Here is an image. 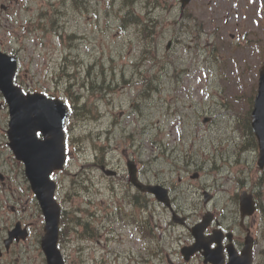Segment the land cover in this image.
<instances>
[{
    "label": "rangeland",
    "instance_id": "obj_1",
    "mask_svg": "<svg viewBox=\"0 0 264 264\" xmlns=\"http://www.w3.org/2000/svg\"><path fill=\"white\" fill-rule=\"evenodd\" d=\"M58 1L61 2L60 8L64 11L68 0H23V9L16 12V0H0V4L6 7L4 11H1L0 8L2 15L0 23L6 27L0 30V47L15 49L16 44L12 38L8 37L6 31L12 30L20 33L18 23L23 22L30 15L37 14L40 9H48L49 2ZM159 1L160 7L156 10L157 23L153 43L155 51L151 52V55L145 58L142 63H138V66L135 62L139 60L143 44L139 40V33H135L134 28L136 27L129 25L125 27L126 31H119V14L114 11L118 0L115 5L111 6H107L109 0H96V5L93 8L81 12L68 6L66 12L61 11L59 23H54L62 34H64V30L68 29L75 31L80 37L73 42L78 49L67 54V62L73 68L71 73L76 80L84 76L87 66L93 63V60L98 62V68L94 69V73L99 70V64L102 63L105 75L114 73L119 78L124 73L125 78H128L135 71L138 77H143L142 81L138 79V82L131 83V87L118 88L116 92L108 95V99H105V93L102 101H95L94 103L97 104L98 110L101 112L99 119L88 118V120L82 121L79 116L72 117L70 121L71 134H69L71 137L69 136L66 141L69 161L66 170L57 174L61 195L71 188L72 180L81 183V186H73L78 195L64 204L68 210H72V215L76 213L80 217L90 218L86 217L87 214L77 211V207L99 215L104 208V202L109 201L110 193L106 186L109 185L110 179L99 174L93 167L90 169L85 167L87 162H92L96 154H100L97 149L99 146L105 149L104 159L109 166L125 170L123 158L136 145H141L142 160L144 161L141 165L147 169V177L181 186L179 189L181 199L194 193L193 189L189 190L191 187H184L185 184L196 185V181L199 179L211 181L214 178L222 180L227 196L231 199V196H234L237 191L245 188L244 184L241 185L237 182V178L244 179L245 184L251 187L260 175L253 152L242 155L240 161L230 170H221L212 172V174L207 172L211 165L212 159L209 161V156L212 154L210 151L213 150V145L217 147L222 143L210 139V127L200 124L201 118L197 119L194 106L197 101L207 100L204 92L208 87L207 90L214 97H208L209 106L212 108V105L216 104L215 102L220 101V94L223 92L224 84L226 85L222 79L226 76V72L221 73V63L215 61L212 54V49H215L217 44L224 45V40L218 33L219 27H221L223 36H229L231 33L235 35L240 31L241 45L249 36L264 39V18L259 21L256 13L258 3L244 4L243 6L241 0H195L189 3L186 10L192 14L191 19H181L178 16L179 0ZM24 5H27L28 11L26 8L24 9ZM143 5L144 0H137L135 3V11L139 15L144 13ZM105 7L107 16L102 13ZM195 18H200L198 22L203 24V29L199 33L194 27L195 20H192ZM181 22L186 26L180 27ZM175 37L178 40L172 41L171 47L166 49L167 40ZM43 40L46 44L39 47L32 56L26 55L29 52L30 39L26 40L27 48L21 52L22 77L24 82H27L32 88L41 85L44 79V68L48 69L47 74L49 75L50 69H53L61 61V56L68 46L67 42H60L49 32L45 34ZM37 53H44L50 68L43 64L36 67L35 55ZM239 58H241L240 55ZM241 61L244 60L241 59ZM255 61V56L249 58L250 72ZM175 73L180 76L177 82V79H173ZM97 76L99 74L95 75L96 79ZM254 77L255 75L253 76L251 72L250 78L246 82L251 83ZM121 85H123L122 80L117 86ZM147 87L149 94H146V98L139 97L140 101H138L137 90L139 93ZM189 87H191V92L187 95ZM226 89L230 95L233 94L228 87ZM80 93L84 95V99L89 100L92 107L93 100L96 99L88 97L89 93L92 95L94 92L81 90ZM179 95L182 97L180 100ZM133 101H138L136 107L132 105ZM92 111L95 113V107H92ZM179 116L182 122H177ZM6 120V111L0 102V141H3L4 138ZM114 121L116 124H113ZM178 124L180 125V135L177 134L178 130H175V126ZM214 124L224 126L226 117L219 116ZM192 126L196 127L193 129ZM228 135L225 134L222 138L224 139ZM79 137L84 139L81 143ZM161 143L167 146L175 145L176 148L171 147L170 152L180 162L186 161L184 156H177L178 153H183L180 150L184 145L188 144L191 148L196 145V149L192 153H183V155H186L187 159H192L198 154L202 155L201 160L197 163L200 178L190 179L191 172L187 171H182L179 174L173 172L175 170L171 168V163L157 155L158 144ZM122 151L125 152L124 155ZM4 155L8 157L10 153L5 150ZM138 158L140 159L139 155ZM178 175L181 177L180 183L176 180ZM210 175L211 178H208ZM8 185L12 187L14 195L10 189L6 192L5 198L3 197L5 202L0 207V239L6 234L7 229L17 219H20L22 223L30 226V233L25 240L16 243V264H41L40 258L36 256L39 254L38 239L43 219L31 190L27 188V182L23 180V175L21 176L17 163L16 178H12ZM262 188L264 189V186ZM0 195L3 196L2 193ZM225 195L222 194V196ZM88 200L91 202L88 203ZM12 204L16 207L12 208ZM237 206L233 205L232 207L235 210ZM162 213L164 216L161 220L165 222L167 216L163 211ZM91 221L96 225L95 215ZM260 227L258 219L253 218V231L258 233ZM180 233H182L180 228H167L166 239H162L161 244L169 256L165 254L162 260L155 258L148 264H196L195 260L184 262L177 253L171 251V248L179 249L177 236ZM181 240H183L182 237H180ZM100 241L103 243L102 240ZM89 245L95 249L93 252L92 249L86 250L85 264H143L137 263L133 257L131 259L120 257L115 259L114 254H104L100 247L94 243ZM108 246L116 247L117 252L131 251L135 256L139 249L144 248V245L139 246L137 241H130L129 235H124L115 245L109 244ZM75 247H77L76 244L72 249ZM67 254L68 264L71 259L78 257L77 253L70 250H67Z\"/></svg>",
    "mask_w": 264,
    "mask_h": 264
},
{
    "label": "water",
    "instance_id": "obj_2",
    "mask_svg": "<svg viewBox=\"0 0 264 264\" xmlns=\"http://www.w3.org/2000/svg\"><path fill=\"white\" fill-rule=\"evenodd\" d=\"M264 74L261 73L260 77V85H259V91L258 95L256 97L257 100V108L256 113H258V117L261 118L260 114H264ZM15 108V104H14ZM16 110V109H15ZM260 113V114H259ZM16 114V111H15ZM25 123H28V119L24 120ZM55 124H57V129L59 131L60 125L62 122V117L54 118ZM49 123L44 124V128L46 129L50 126H48ZM48 126V127H47ZM264 130V123L260 125L258 128L259 135L262 134ZM61 137V136H60ZM264 160V151L260 152V164ZM33 188L37 194V197L40 200L45 220H46V226H45V236L42 239V247L47 255L48 264H61V258L59 255V252L55 248V241L57 236V221H58V206L56 205L55 201L52 198L53 195V189L54 186L51 185H44L43 182H40L39 180H35L32 182ZM44 187V189H43Z\"/></svg>",
    "mask_w": 264,
    "mask_h": 264
},
{
    "label": "bare ground",
    "instance_id": "obj_3",
    "mask_svg": "<svg viewBox=\"0 0 264 264\" xmlns=\"http://www.w3.org/2000/svg\"><path fill=\"white\" fill-rule=\"evenodd\" d=\"M178 157H182V156H184L185 157V159L187 160V157H186V155H183V153H178V155H177ZM190 159V158H189ZM190 191L192 190V188H190L189 189ZM263 255H264V253H263Z\"/></svg>",
    "mask_w": 264,
    "mask_h": 264
}]
</instances>
